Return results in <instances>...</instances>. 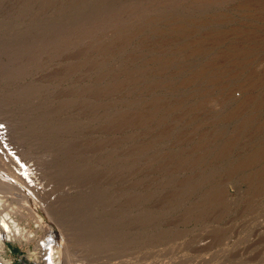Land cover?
<instances>
[{"label":"rangeland","instance_id":"1","mask_svg":"<svg viewBox=\"0 0 264 264\" xmlns=\"http://www.w3.org/2000/svg\"><path fill=\"white\" fill-rule=\"evenodd\" d=\"M150 1L0 0L17 136L0 157L45 190L38 219L6 194L24 232L9 263L40 264L54 232L70 264H264V41L243 0Z\"/></svg>","mask_w":264,"mask_h":264},{"label":"bare ground","instance_id":"2","mask_svg":"<svg viewBox=\"0 0 264 264\" xmlns=\"http://www.w3.org/2000/svg\"><path fill=\"white\" fill-rule=\"evenodd\" d=\"M218 1L219 0H212V2H214V3L218 2ZM166 2L167 1H164L163 5H165ZM208 2H210V1H208ZM162 3L163 2L160 0H151L149 4H150V7L153 8V7H156L159 5H160V7L163 6V5H161ZM235 7H236V10L238 11V13H241V14L243 13L244 16L246 17L247 28H245V29L243 28L244 30L242 32L246 35L247 39L253 44L257 43V42L264 41V0H243V1L239 2ZM3 128L7 129L9 131V133H12V135L14 134V128H13L12 124L11 125L7 124V126H5V127L0 126V136L1 137H3V132H2ZM14 136L17 137L15 134H14ZM14 136H12V137L15 138ZM12 154H14V153L4 152V154L1 155V157H0V170L5 172V174H3L0 171L2 173V174L0 173V192L5 194V196H4L5 200L0 199V215H1V213H3V215L0 216V264H11L3 258V254L5 251L4 247L6 245V242L7 241L12 242V240H15V239L18 240V238L24 237L23 229L19 227L17 222L10 215L12 210L11 209L9 210L8 209L9 205L6 204L7 199L8 198L10 199V196L7 197L6 194L21 197V200L23 202L27 203L30 207H32V209H34L33 213L35 215H37V219H38V216H42V214L38 215V213H41V209L43 208V206L40 205V201H41V198L43 196V192L45 191V190L43 192L40 191L39 192L40 196H39V194H37L36 195L37 197H35L34 193L37 192V191H35L36 186H37L35 184V190L33 189L35 192L32 193L34 195L33 197H35V198L33 199V197L31 195H29V192L25 195V190H24L23 184L28 183V186H30V187L32 186L31 177L33 175V169H31L32 168L31 165H28L27 162L23 161L22 156L20 157V156H15ZM19 154L21 155V152ZM35 170L36 169H34V171ZM34 175H36V174H34ZM33 177H35V176H33ZM36 179H38V178H36ZM39 188H41V186ZM43 189L44 188H41V190H43ZM26 191H27V189H26ZM17 193H19V194H17ZM58 206H59V204H58ZM59 208H61V207L59 206ZM49 209H51V208H49ZM13 210L16 212H19L16 209H13ZM39 220H40V218H39ZM40 222H41V220H40ZM43 224H44V222H43ZM55 237H56V234H54V232H52V234L50 236V241H47V242L43 241V244L41 243L42 245L38 246L39 249L38 250L36 249L37 251H39L38 257L40 258V264H70L68 256H67V248H66L65 240L63 238H61L60 236H58L59 237L58 239H60V240L56 239V240H58V241H56ZM54 240H55V242H54ZM35 253L37 254V252H35Z\"/></svg>","mask_w":264,"mask_h":264}]
</instances>
